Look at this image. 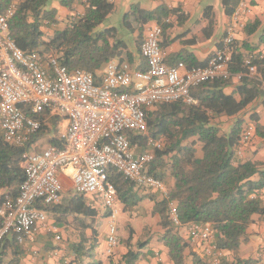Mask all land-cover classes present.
Wrapping results in <instances>:
<instances>
[{
    "label": "trees",
    "instance_id": "1",
    "mask_svg": "<svg viewBox=\"0 0 264 264\" xmlns=\"http://www.w3.org/2000/svg\"><path fill=\"white\" fill-rule=\"evenodd\" d=\"M53 1L19 0L10 20L9 32L13 41L25 52L35 51L44 57L55 55L69 70L90 72L97 82L113 61L136 64L138 53L141 56L139 42L150 23L160 24L162 34H165L171 27L169 16L181 19L179 8L168 9L163 5L150 11L133 4L123 15L120 28L106 26L99 29L114 12L113 0H60L70 15L65 27L58 28V11L52 7ZM9 2L0 0V15ZM238 3L239 0H222L226 15L232 17ZM204 18L208 21L204 32L206 37H211L215 25L212 6L205 9ZM246 25L242 30L247 29ZM253 32V28L247 31L248 34ZM135 35L134 39L132 36ZM248 55L240 51L235 41L228 65L229 78L215 79L192 88L189 94L195 103H161L148 109L147 132L129 133L136 154H145L152 149L154 158L147 172L169 184L168 198L159 200L157 195L160 194L146 188L150 193L140 195L138 189L143 187L125 180L115 170L109 172V180L115 186L124 210L134 209L147 199L154 203L152 215L160 217L158 225L164 230L162 241L174 264H186V252L193 246L181 235L182 228L188 224L211 226L214 243L223 252L220 264H257L254 259L242 258L240 250L249 242L248 228L254 222V216L264 215V199L260 196L264 192V164L242 162L237 156L247 127L254 126L255 134L260 136L264 135V128L259 125L256 114L247 123L242 117L238 118L231 129L224 132L220 127L222 123H215L223 116L239 117L256 102L264 107V56ZM180 60L187 68L206 65L196 62L192 55ZM251 67L256 69L255 74L250 73ZM231 86L234 91L226 93ZM40 118H48L51 123L58 119L49 118L48 112ZM47 129L45 126L26 145L15 146L5 141L0 123V207L8 198L15 200L19 196L25 181L23 156ZM160 140L163 147H152ZM50 144L62 145L57 138H52ZM98 202L76 193L56 204H35V208L52 214L67 231L73 229L77 240L70 245L75 255L70 264H102L97 248L101 225L110 217V212H101L96 207ZM171 205L176 207L178 225L172 219ZM133 238V229L129 228V237L124 241L128 252L123 257V264H136L140 257L137 250L147 245L139 242L134 250ZM21 246L16 234L6 237L0 251V263L4 262L10 249L16 255L11 264H20ZM190 252L193 264H212L210 257L202 258Z\"/></svg>",
    "mask_w": 264,
    "mask_h": 264
},
{
    "label": "built area",
    "instance_id": "2",
    "mask_svg": "<svg viewBox=\"0 0 264 264\" xmlns=\"http://www.w3.org/2000/svg\"><path fill=\"white\" fill-rule=\"evenodd\" d=\"M18 3L19 0H10L0 15V123L4 139L15 146L26 145L49 126L48 118H40L46 112L49 118L61 117L65 129L58 138L61 146L49 145L44 151L32 152L35 144L24 154L25 181L20 194L15 200L8 198L0 207V251L10 234H16L23 243L31 238L36 227L47 225L48 214L35 208V204L60 202L64 191L60 176L70 171L76 193L99 201L110 212L108 244L112 253L119 242L115 223L118 198L109 180L110 170L163 198L169 196L166 185L147 172L153 153L136 154L129 133L147 132L148 109L161 103H195L189 94L192 88L231 76L228 65L237 32L246 24L251 1L239 0L221 47L205 66L186 68L183 62L169 65L161 49V25L154 22L146 28L140 45L146 68L113 61L103 71L100 82L90 72L69 70L55 55L44 57L35 51L21 50L9 32ZM250 73L255 74L256 69L251 67ZM254 134V126H248L239 155ZM158 143L152 146L160 147ZM260 196L263 198L262 193ZM170 210L178 225L176 207L171 205ZM185 226L201 257H210L212 264H220L223 252L214 243L211 226Z\"/></svg>",
    "mask_w": 264,
    "mask_h": 264
},
{
    "label": "crops",
    "instance_id": "3",
    "mask_svg": "<svg viewBox=\"0 0 264 264\" xmlns=\"http://www.w3.org/2000/svg\"><path fill=\"white\" fill-rule=\"evenodd\" d=\"M250 1L251 9L245 18L247 29L237 32L236 43L240 51L249 54L248 56L256 54L264 56V0ZM59 2L60 0H54L52 7L58 11L59 23L57 27L63 28L70 12L67 8L61 6ZM113 2L115 4L114 12L120 9L122 15L128 13L133 4H139L142 9L150 11L163 5L168 9L179 8L181 19L179 20L177 16H169L171 27L161 37L162 51L169 65H176L182 62L181 57L191 55L196 62L202 65L206 64L209 58L218 50L219 44L226 34L227 26L232 21L231 16L226 15L224 11L222 0H113ZM209 6L213 7L215 25L214 34L211 37H206L204 30L208 26V21L204 18V11ZM107 27H111V25ZM249 28L254 29L252 34L247 33ZM46 31H51L50 34L53 33L50 29ZM133 67L137 69L146 68V62L139 53L137 62ZM181 71L184 72V69ZM236 81L235 79L234 82ZM232 91H234L233 86L228 87L225 92L231 94ZM246 112L248 113L243 119L248 117L250 121V117L256 114L259 125L264 128V107L259 102L249 106ZM242 114L233 118L221 117L220 120L223 123L220 127L227 131L230 130L236 120L242 117ZM253 139L251 144L244 146L242 154L237 158L242 162L253 161L264 164V135L254 134ZM60 177L64 186L73 187L70 171L63 172ZM262 194L264 199V192ZM153 208L154 203L149 199L134 209L124 210L119 207L115 221L119 242L112 253H109L108 244L110 220H103L97 248V254L102 264H123V257L128 252L124 241L129 237V228H132L134 232L132 242L134 250H137L135 247L137 243H147L141 250H137L140 257L136 264H174L169 257L168 248L162 241L164 230L158 225L160 224V217L152 215ZM36 228L31 238L22 243L21 255H19L21 258L20 264H70L75 260L70 245L77 240V237L72 228L67 231L61 222L57 221L50 213L48 214L47 225H39ZM182 229H185V233L187 227L184 226ZM87 232L89 235L90 232ZM248 234L249 242L241 246V257L254 259L257 264H264V215L254 216V222L248 228ZM181 235L185 238L183 234ZM190 248L186 252V264H193V257L189 256L190 251L200 257L202 255L198 246L193 245ZM15 257L13 250L9 249L4 256V262L11 264Z\"/></svg>",
    "mask_w": 264,
    "mask_h": 264
},
{
    "label": "rangeland",
    "instance_id": "4",
    "mask_svg": "<svg viewBox=\"0 0 264 264\" xmlns=\"http://www.w3.org/2000/svg\"><path fill=\"white\" fill-rule=\"evenodd\" d=\"M122 13H121V10L120 9H118V10H116L115 12H113L109 17H108V20L105 22V24L103 25V26H101L99 29H103V28H105L106 26H109V25H111V26H115V27H117V28H120L121 27V23H122ZM47 30V29H46ZM45 30V31H46ZM48 33H50L51 31H47ZM132 37H134V39L137 37L136 35L135 36H132ZM144 37H145V35L143 36V38L140 40V42H139V50H140V45H141V43H142V41H143V39H144ZM134 39H131L132 41L134 40ZM132 48V47H131ZM133 67V66H132ZM154 108V107H153ZM153 108H151V109H153ZM248 112H243V114H242V119H243V117H245L246 116V114H247ZM55 118H57V117H55ZM245 123H247L248 121H249V118L248 117H246L245 119ZM223 123L220 119H218L217 121H215V123L217 124V123ZM64 129H65V124H64V121H63V119L60 117V118H58V119H56L55 121H52V123L50 122L49 123V126H48V129L45 131V135L41 138V139H39L38 141H37V143H36V145H35V147H34V149L32 150V152L35 150V149H38V151H44L45 149H47L48 148V146L50 145V143H51V139L52 138H59L60 137V135H61V133L64 131ZM224 131H226V129H223V132ZM253 139V138H252ZM251 139V141L249 142V144H251L252 142H253V140ZM164 143H163V141L162 140H160L159 141V143H158V145H160V147H163L164 145H163ZM153 147V146H152ZM154 147H156V146H154ZM136 148L134 147V151H136L135 150ZM198 149H199V146H198ZM148 152H153L152 151V149H150V150H148ZM199 154H201V151L199 150ZM165 184H166V187H167V191H168V194H169V184L168 183H166L165 182ZM138 191L140 192V194H144V195H148L150 192L149 191H147L146 189H144V188H139L138 189ZM74 194H76V191H75V189L72 187V188H70L69 186H64V191L62 192V195H61V199L62 198H68V197H70V196H72V195H74ZM157 198L159 199V200H162L163 199V197H162V195H157ZM97 208H99L100 209V211L101 212H103L104 211V208H103V206L101 205V203L100 202H98L97 203V206H96ZM119 207H120V209L122 208V209H124V207L121 205V203H120V201H117V209H119ZM184 231H185V229H182L181 230V234H183L184 236H185V239L187 240V241H190L189 240V238H188V236H187V233L185 232L184 233Z\"/></svg>",
    "mask_w": 264,
    "mask_h": 264
}]
</instances>
